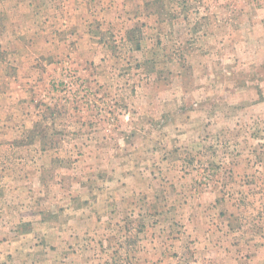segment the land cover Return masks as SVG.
I'll return each instance as SVG.
<instances>
[{
  "label": "rangeland",
  "instance_id": "374dc122",
  "mask_svg": "<svg viewBox=\"0 0 264 264\" xmlns=\"http://www.w3.org/2000/svg\"><path fill=\"white\" fill-rule=\"evenodd\" d=\"M264 264V0H0V264Z\"/></svg>",
  "mask_w": 264,
  "mask_h": 264
},
{
  "label": "crops",
  "instance_id": "0c3cea01",
  "mask_svg": "<svg viewBox=\"0 0 264 264\" xmlns=\"http://www.w3.org/2000/svg\"><path fill=\"white\" fill-rule=\"evenodd\" d=\"M31 264H33V262ZM34 264H37V263L35 262Z\"/></svg>",
  "mask_w": 264,
  "mask_h": 264
}]
</instances>
